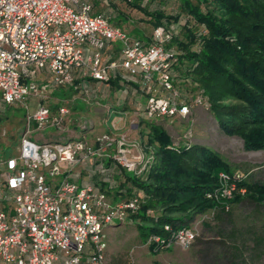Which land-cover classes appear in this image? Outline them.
<instances>
[{"label": "built area", "instance_id": "obj_1", "mask_svg": "<svg viewBox=\"0 0 264 264\" xmlns=\"http://www.w3.org/2000/svg\"><path fill=\"white\" fill-rule=\"evenodd\" d=\"M190 19L164 20L146 40L113 24L107 12H96L93 0H0V107L27 108L18 154L0 159V264H109L107 229L131 221L145 194L114 202L102 186L81 185L78 179L87 171L113 189L122 169L145 175L156 148L140 139V160H131V137L119 132L117 123L97 132L95 119L73 114L72 99L50 98L57 90L73 89L90 103L99 96L90 80L108 84L116 78L122 107L131 95H141L133 103L137 111H147V119H187L175 146L190 147L193 111L209 107V100L202 91H183L176 49L168 46ZM32 97L38 98L33 112ZM49 126L57 128L56 138L34 136ZM246 177L222 171L219 186L207 196L226 203L236 181ZM164 228L165 234L151 233L141 246L189 249L198 236L193 221Z\"/></svg>", "mask_w": 264, "mask_h": 264}, {"label": "trees", "instance_id": "obj_2", "mask_svg": "<svg viewBox=\"0 0 264 264\" xmlns=\"http://www.w3.org/2000/svg\"><path fill=\"white\" fill-rule=\"evenodd\" d=\"M123 1L145 14L153 30L164 20L191 18L168 45L176 49L174 66L179 79L188 86H199L224 133L241 137L246 149H264V0H182L188 15L151 10L137 0ZM109 16L111 21L115 18ZM113 24L121 26L119 22ZM110 83L118 84L119 80L112 78ZM65 90L74 92L60 89L54 93L63 95ZM158 121L140 120L148 129L142 142L156 148L155 162L143 176L122 169L125 177L119 175L115 189L106 191L110 199L120 201L138 191L145 194L141 209L131 215L144 241L151 233L165 234L167 223L188 226L209 209H216L220 221L228 218L233 222V206L252 203L263 216L254 219L261 224L246 229L249 238L244 236V229L236 226L220 228L224 261L219 264H258L264 257V182L253 181L247 175L236 181L234 196L226 203L209 198L208 192L220 184V172L247 173L234 169L218 151L206 145L176 147V139ZM241 188L246 192L242 193ZM149 209L152 213H148ZM197 239L199 235L194 243ZM169 248L151 246L150 250ZM132 261L130 253L128 264Z\"/></svg>", "mask_w": 264, "mask_h": 264}, {"label": "rangeland", "instance_id": "obj_3", "mask_svg": "<svg viewBox=\"0 0 264 264\" xmlns=\"http://www.w3.org/2000/svg\"><path fill=\"white\" fill-rule=\"evenodd\" d=\"M137 1L142 2L151 10L163 9L171 15H176L180 12L184 15H188L182 0ZM193 1L196 2L197 0ZM94 3L96 10H104L108 14L113 11V8L120 10L123 14L113 18L112 22L117 24L119 22L120 25L128 31L135 28L130 32V34L135 37H143L145 33L147 35L151 34L153 29L152 25L141 18L146 15L133 6L127 5L123 0H96ZM179 85H183L182 88L184 92H199V86L197 85L189 84L188 86V84L186 85L183 81L179 82ZM108 89L109 88L104 91L106 95L109 94ZM143 103L145 107L146 102L143 101ZM37 107L38 100L32 99L30 101V110L33 112ZM26 115L27 108L25 106L8 105L6 107H0V159H6L18 154L17 150L20 145V132L24 128ZM147 118V111L144 110V108L137 112H130L123 119L116 116L119 127L118 131L131 137L130 147L127 152L131 160H140L138 143L140 139H142V136L144 137L143 133L148 130L145 124L140 122V119ZM192 118L194 119L193 143L213 148L218 151L234 169H241L247 173L253 181L264 182V149H246L241 137L237 135L230 136L224 133L219 127L210 107H197L193 111ZM133 122L135 124H142L141 128H132ZM158 123L164 124L163 126L174 139H181L189 126L187 119L178 117L171 119L169 122L163 120L158 121ZM108 126V123H105L104 129L107 130ZM57 131V128L49 126L35 132L34 136L38 139L56 138ZM125 170L130 172L127 169ZM119 175H121L122 178L125 177L120 171ZM117 180L119 183V178ZM212 211V209H209L199 214L193 220V223H196L198 228L199 239H197L189 249H183L176 245L169 249L155 252L150 250L147 246H141L144 240H142L135 223L127 221L121 225L109 227L107 229L109 264H128L130 253L132 254L133 249L135 264H219L224 261V246L222 242H220L223 239V235L220 234V228L223 227L225 230H229L236 226L242 230L244 229V236L249 238L250 234L246 229L250 228L252 224H261L260 220H254L256 217H260L261 213L257 212L255 205L249 202H243L233 206V222H230L228 218L225 219V222L220 221L217 219V213H213ZM257 263L264 264V257Z\"/></svg>", "mask_w": 264, "mask_h": 264}, {"label": "crops", "instance_id": "obj_4", "mask_svg": "<svg viewBox=\"0 0 264 264\" xmlns=\"http://www.w3.org/2000/svg\"><path fill=\"white\" fill-rule=\"evenodd\" d=\"M94 1H96V0H94ZM112 10L113 11H111V13H110L111 17H119L123 14L118 9L113 8ZM95 11L96 12H102L104 10L98 11V10H96V6H95ZM141 18H143V20H146L145 18H147V17H141ZM134 29L135 28L130 29L129 32L133 31ZM152 33H153V29H152V32L150 35H147L145 33L143 35V37H139V38L150 40ZM90 82L92 83V85L97 87V89L99 90V96H98L97 100H94L90 103L86 102L80 94L75 93V92H71V91H67V90H65L66 92L63 95H59V93L58 94L53 93L50 99H56V101H60V103L63 99H72L73 114H76L77 116L78 115H85V116H89V117H92L93 119H95L97 121V127H96L97 132L105 131V129H104L105 123H108V125H109L107 130L112 128L113 123H117V125H118V122L116 121V116H118L120 119H123L130 112H137V108L135 107V105L133 103V99H143L144 98L141 95H131V97H129V99H131L129 104H126L125 107H122L121 105H119V102H118V99H120L119 89L121 87L119 83L118 84H113V83L106 84V83L96 82L93 80H90ZM107 88H109L108 89L109 91L107 90L109 93L108 95H106L104 92ZM30 99L36 100L38 98L32 97ZM53 106H54V108H56L55 103ZM139 124L138 125L135 124L133 126V128L140 129L141 126H139ZM77 129H78L77 123L73 124L71 126L70 135L73 134L74 132H76ZM143 138L144 137H142V140H143ZM118 176H119V173L116 174V178H118ZM88 181H93L94 183L102 186V188L105 191L110 189L108 186L104 185L103 181H101V179L98 175L91 177L87 174V171H84V174L78 179V182L82 185L83 183L88 182ZM103 186H105V187H103ZM113 189H115V188H113ZM113 189H111V190H113Z\"/></svg>", "mask_w": 264, "mask_h": 264}, {"label": "water", "instance_id": "obj_5", "mask_svg": "<svg viewBox=\"0 0 264 264\" xmlns=\"http://www.w3.org/2000/svg\"><path fill=\"white\" fill-rule=\"evenodd\" d=\"M21 136V135H20Z\"/></svg>", "mask_w": 264, "mask_h": 264}]
</instances>
